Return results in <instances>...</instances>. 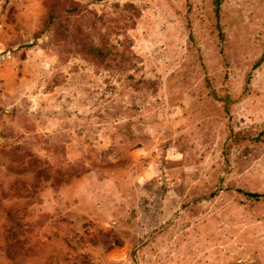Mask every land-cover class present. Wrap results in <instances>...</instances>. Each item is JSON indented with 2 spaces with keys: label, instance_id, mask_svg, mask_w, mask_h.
Masks as SVG:
<instances>
[{
  "label": "rangeland",
  "instance_id": "obj_1",
  "mask_svg": "<svg viewBox=\"0 0 264 264\" xmlns=\"http://www.w3.org/2000/svg\"><path fill=\"white\" fill-rule=\"evenodd\" d=\"M53 1L0 0V185L55 170L0 264H264V0Z\"/></svg>",
  "mask_w": 264,
  "mask_h": 264
},
{
  "label": "trees",
  "instance_id": "obj_2",
  "mask_svg": "<svg viewBox=\"0 0 264 264\" xmlns=\"http://www.w3.org/2000/svg\"><path fill=\"white\" fill-rule=\"evenodd\" d=\"M66 2V1H65ZM64 0H54L47 12V23H56L62 17V12L74 13L77 12V7L72 5L64 9ZM215 13L218 16L220 6L219 0H214ZM129 42V41H128ZM82 44L83 52L93 58L105 56L104 49L96 48L91 50L86 47L84 42ZM8 156H11V161L15 165H9V171L13 172V177L9 181L7 187L0 185V209L5 211V219L9 226L4 230L3 244L6 256L12 258L15 254L20 253L21 246L25 239V228H30L28 223H25L26 205L34 203L37 200L42 187L46 185L49 180H52L54 171L53 168L40 157L32 154L28 149L22 146H16L6 151ZM59 173V172H58ZM57 173V175H58ZM57 183L67 182L68 177L60 175L56 177ZM246 196L258 201L262 194L256 192H245ZM9 203L8 207L4 208L3 202ZM28 224V225H27Z\"/></svg>",
  "mask_w": 264,
  "mask_h": 264
}]
</instances>
